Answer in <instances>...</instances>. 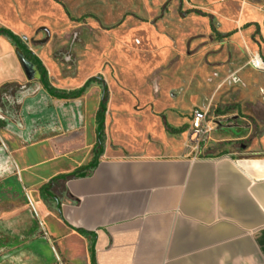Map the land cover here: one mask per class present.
I'll return each mask as SVG.
<instances>
[{
	"label": "crops",
	"instance_id": "1",
	"mask_svg": "<svg viewBox=\"0 0 264 264\" xmlns=\"http://www.w3.org/2000/svg\"><path fill=\"white\" fill-rule=\"evenodd\" d=\"M12 7L0 0V26L29 38V25ZM45 68L49 79L51 70ZM38 79L29 78L14 46L0 35V97L7 86ZM91 132L87 142L78 124L47 126L30 133L25 142L0 120V197L5 189L19 192V198L0 203V233L11 230L24 238L0 250V260L264 264V152L203 153L200 147L179 152L175 150L182 143L176 140H170L175 146L139 154L103 148L91 171L59 177L92 159L96 134ZM82 147L89 148L88 155L64 165L55 162ZM44 166L49 169L40 175ZM17 175L24 192L10 180ZM52 178L49 188L40 190ZM34 182L37 190L30 198L36 205L26 189Z\"/></svg>",
	"mask_w": 264,
	"mask_h": 264
},
{
	"label": "rangeland",
	"instance_id": "2",
	"mask_svg": "<svg viewBox=\"0 0 264 264\" xmlns=\"http://www.w3.org/2000/svg\"><path fill=\"white\" fill-rule=\"evenodd\" d=\"M4 1L29 25L27 45L51 70L49 81L57 88H77L92 76L103 80L104 148L139 154L176 140L182 145L175 151L189 152L195 148L191 112L200 108L211 128L200 143L203 153L264 152V69L252 65L256 55L264 62V0ZM43 27L49 38L40 43L47 35ZM36 84L34 93L45 95ZM101 92L91 83L74 101L87 142L95 134L92 114ZM9 104L11 112L0 108V114L14 120L20 105ZM164 121L185 130L168 133ZM88 149L55 162L80 159ZM44 167L40 175L49 169ZM37 185L26 186L34 205L30 194Z\"/></svg>",
	"mask_w": 264,
	"mask_h": 264
},
{
	"label": "flooded vegetation",
	"instance_id": "3",
	"mask_svg": "<svg viewBox=\"0 0 264 264\" xmlns=\"http://www.w3.org/2000/svg\"><path fill=\"white\" fill-rule=\"evenodd\" d=\"M25 38V37H24ZM26 40V38H25ZM39 82V79H38ZM40 83V82H39ZM41 85V84H40ZM37 84L36 82H31L29 84H25L23 86L21 85H10L6 87V90L2 92V95L0 97V108L7 110L11 112V106L9 103H14L18 101L19 99L25 100L26 99V108L29 107V110L27 111V114L31 116V130L30 133H34L41 127H57L60 129L63 128H69L74 125H79V111L78 107L75 101V99L70 98H56L59 100L64 101L63 104H57L56 108L57 110L54 112L52 110L42 112V115L39 117H34L39 115L42 109L40 108H51L53 105L51 103V100L44 95L43 93H39L38 90L34 93L36 90ZM42 87V85H41ZM42 89L45 91V89L42 87ZM32 92V93H30ZM103 92V90H102ZM101 92V94H102ZM28 93V94H26ZM47 93V92H46ZM48 94V93H47ZM36 97L34 100H29L27 98ZM53 98V97H52ZM103 98V97H102ZM100 98V100L102 99ZM77 99V98H76ZM99 100V101H100ZM36 102H41V107H39ZM36 104V105H35ZM9 110H8V109ZM41 114V113H40ZM13 116H15L14 120H18V125L21 128H24V123L20 120V117H17L16 114L13 112ZM0 120L1 114H0ZM16 130V129H15ZM22 133V132H21ZM32 135V134H31ZM14 191V190H13ZM18 191L12 192L11 190L5 189V191L2 193V196L0 197V201L6 199V200H15L19 198ZM0 250H6V248L11 244L14 243L15 240L19 241L24 239L20 235H15L14 232L11 230H4L0 233ZM0 264H7V260H0ZM48 264V263H45Z\"/></svg>",
	"mask_w": 264,
	"mask_h": 264
},
{
	"label": "trees",
	"instance_id": "4",
	"mask_svg": "<svg viewBox=\"0 0 264 264\" xmlns=\"http://www.w3.org/2000/svg\"><path fill=\"white\" fill-rule=\"evenodd\" d=\"M0 35H3L10 41V43L14 46L18 55L21 54L25 59L29 60L31 63L34 64V66L36 67L39 73V82L49 96L53 98L76 99L79 98L81 95H83V93L86 91V89L89 87L91 83H96L102 88L104 95L103 98L99 101L98 109L95 113L96 143L93 146V157L91 161H89L86 165L75 169L73 172L69 174L67 173L60 174L59 177H68L70 175H77L91 171L95 164V157L101 154L104 148V118L106 112L107 93H106V86L103 80L100 77L92 76L89 77L87 80H85V82L77 88L70 90L56 88L50 84L47 70L42 63V60L35 53H33L32 50L28 48L27 42L24 37L15 34L9 28L3 26H0ZM164 126H165V130L171 134L181 133L185 130L183 127H172L166 121H164ZM54 179L55 178H52L48 183L41 186L40 190L43 191L49 188V186L54 181Z\"/></svg>",
	"mask_w": 264,
	"mask_h": 264
},
{
	"label": "water",
	"instance_id": "5",
	"mask_svg": "<svg viewBox=\"0 0 264 264\" xmlns=\"http://www.w3.org/2000/svg\"><path fill=\"white\" fill-rule=\"evenodd\" d=\"M43 29L46 31L47 35L44 39L42 40H39L40 43H43L45 42L48 38H49V32L46 28L43 27ZM34 53V52H33ZM19 58H20V61L22 63V66L25 70V72L28 74L29 78L32 79V78H38L39 77V73H38V70L36 69V67L34 66L33 63H31L29 60L25 59L21 54L18 55ZM6 90V88L4 89V91ZM45 95L51 100V103H52V107L51 108H40L42 109L41 110V114L39 113V115L37 116H34V117H39L40 115H42V112L44 113L45 111H49V110H52V111H56L57 108V104H63L64 101L62 100H54L52 99L51 96H49L46 92H45ZM104 95V92H102L101 94V98L103 97ZM36 97H31V98H28L30 101L31 100H34ZM16 103L18 104V106L20 105V110H16L17 113H16V116L17 117H20V120L24 123V128H21L19 125H18V120H13L9 117H6L5 115L1 114V118L2 120H4V122L6 123L7 126L9 127H13L14 129H16V131H19L21 133V136L23 138V140L25 142H29L30 140V130H31V116H29L27 114V111L29 110V107L26 108V99L25 100H22V101H16ZM36 104L41 107V102H36ZM35 104V105H36Z\"/></svg>",
	"mask_w": 264,
	"mask_h": 264
},
{
	"label": "built area",
	"instance_id": "6",
	"mask_svg": "<svg viewBox=\"0 0 264 264\" xmlns=\"http://www.w3.org/2000/svg\"><path fill=\"white\" fill-rule=\"evenodd\" d=\"M252 65L259 69H264V62L258 55L252 60ZM206 122V111L200 108H194L191 112V122L189 133L192 136L190 139L195 142V149L200 147V143L204 136L211 130L207 126Z\"/></svg>",
	"mask_w": 264,
	"mask_h": 264
},
{
	"label": "bare ground",
	"instance_id": "7",
	"mask_svg": "<svg viewBox=\"0 0 264 264\" xmlns=\"http://www.w3.org/2000/svg\"><path fill=\"white\" fill-rule=\"evenodd\" d=\"M237 80V79H236Z\"/></svg>",
	"mask_w": 264,
	"mask_h": 264
}]
</instances>
